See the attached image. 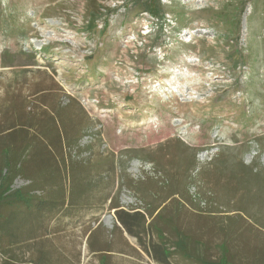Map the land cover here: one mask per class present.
Returning <instances> with one entry per match:
<instances>
[{
  "label": "rangeland",
  "instance_id": "1",
  "mask_svg": "<svg viewBox=\"0 0 264 264\" xmlns=\"http://www.w3.org/2000/svg\"><path fill=\"white\" fill-rule=\"evenodd\" d=\"M44 85L88 118L65 151L80 169L29 187L54 201L41 214L0 207V264H159L158 230L264 264V0H0V127L45 107ZM118 204L149 222L139 239Z\"/></svg>",
  "mask_w": 264,
  "mask_h": 264
},
{
  "label": "trees",
  "instance_id": "2",
  "mask_svg": "<svg viewBox=\"0 0 264 264\" xmlns=\"http://www.w3.org/2000/svg\"><path fill=\"white\" fill-rule=\"evenodd\" d=\"M48 88L47 85L38 86V89L33 92L41 95L40 100L45 107L40 106L39 109H34L32 115L18 113L17 122L0 127V135L6 134L0 138V144L4 150V161L0 165V207L9 206L12 208L11 215L22 213L19 207H23L29 211L27 218H30L33 212L41 214L54 205L51 198H35L28 189L31 186L56 182L62 169L66 167V149L77 143L75 131L78 124H84V121L88 119L80 104H75L74 101L66 105H53L47 102L45 97L49 93ZM76 107L79 112L83 113L82 120L77 119L73 114ZM68 161L71 163L66 168L69 167V174L73 177L80 168L69 158ZM18 176L29 180L30 184L13 190V182ZM114 208L116 209L115 217L125 231L139 239L140 233L136 227L144 232V226L147 227L149 223L146 224L145 217L138 211L130 214L119 204ZM19 217L21 216L19 215ZM4 218L0 215V234L9 232L2 222ZM12 226V230H15L16 227ZM96 232L91 231L90 237ZM158 239L151 243L150 253L159 264H169V257L176 251L183 258L194 260L200 264H232L229 261L225 244L221 245L222 251L217 260H204L187 252V237L183 234L177 235L176 242L173 243L175 245L173 250L166 244L163 231L158 230ZM98 250L108 251L103 248Z\"/></svg>",
  "mask_w": 264,
  "mask_h": 264
}]
</instances>
